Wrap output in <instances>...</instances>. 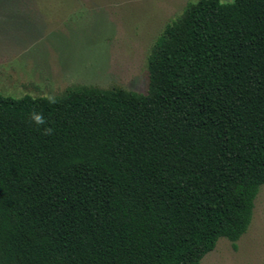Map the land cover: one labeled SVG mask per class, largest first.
I'll list each match as a JSON object with an SVG mask.
<instances>
[{"label": "trees", "instance_id": "obj_1", "mask_svg": "<svg viewBox=\"0 0 264 264\" xmlns=\"http://www.w3.org/2000/svg\"><path fill=\"white\" fill-rule=\"evenodd\" d=\"M263 184L264 0L189 3L147 92L0 93V264H199Z\"/></svg>", "mask_w": 264, "mask_h": 264}, {"label": "rangeland", "instance_id": "obj_2", "mask_svg": "<svg viewBox=\"0 0 264 264\" xmlns=\"http://www.w3.org/2000/svg\"><path fill=\"white\" fill-rule=\"evenodd\" d=\"M195 1L0 0V93L57 96L80 85L147 92L156 40ZM236 244L221 237L199 264H264V184Z\"/></svg>", "mask_w": 264, "mask_h": 264}, {"label": "clouds", "instance_id": "obj_3", "mask_svg": "<svg viewBox=\"0 0 264 264\" xmlns=\"http://www.w3.org/2000/svg\"><path fill=\"white\" fill-rule=\"evenodd\" d=\"M35 120L37 123H43L42 118L40 116H35Z\"/></svg>", "mask_w": 264, "mask_h": 264}]
</instances>
